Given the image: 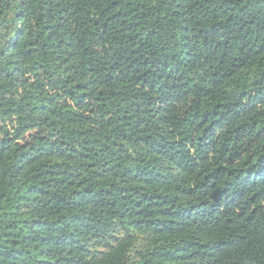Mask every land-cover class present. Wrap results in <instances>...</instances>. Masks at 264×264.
Segmentation results:
<instances>
[{
  "label": "trees",
  "instance_id": "trees-1",
  "mask_svg": "<svg viewBox=\"0 0 264 264\" xmlns=\"http://www.w3.org/2000/svg\"><path fill=\"white\" fill-rule=\"evenodd\" d=\"M0 264H264V0H0Z\"/></svg>",
  "mask_w": 264,
  "mask_h": 264
}]
</instances>
